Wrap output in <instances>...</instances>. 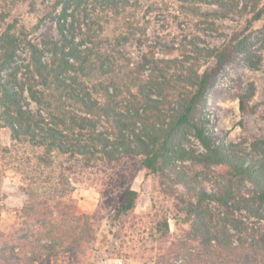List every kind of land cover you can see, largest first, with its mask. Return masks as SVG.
Returning a JSON list of instances; mask_svg holds the SVG:
<instances>
[{
	"label": "rangeland",
	"instance_id": "374dc122",
	"mask_svg": "<svg viewBox=\"0 0 264 264\" xmlns=\"http://www.w3.org/2000/svg\"><path fill=\"white\" fill-rule=\"evenodd\" d=\"M65 2L0 0V36L8 32L18 38L19 49L11 67L20 69L13 88L22 91V104L43 116L45 127L53 126L50 113L67 119L83 116L74 102L57 100L63 91L54 87L45 90L52 104L46 109L29 99L24 86V66L30 58L24 40L59 41L58 24ZM87 4L93 6V11L87 10V18L94 26L89 35L92 42L84 46L112 55L114 72L103 76L96 70L77 77L76 84L101 106L107 98L100 88L108 86L112 93L114 84L126 119L139 109L142 118L152 116L154 121L155 113L146 111L148 102L139 93L143 86L149 98L160 102L161 114L179 111L191 95L189 81L214 64L207 51L234 36L246 39V47L237 50L215 76L192 116L228 154L241 156L248 164L264 160V15L258 21L253 19L264 9V0H218L216 5L200 0H89ZM82 10L83 5L68 9L74 14L67 18L68 26L74 20V26L84 20ZM73 36V44H79L88 32L81 28ZM248 55L258 63L256 67L247 65ZM49 58L45 53L43 60ZM95 120L99 132L113 136L111 119ZM136 126L140 129L141 124ZM176 144L178 154L168 163H159L151 173L142 168V156L121 155L109 160L99 152L86 156L56 150L49 153L26 139L12 141L10 130L0 128V264H85L87 260L89 264H186V237L192 230L186 208L195 202V196L202 191L233 190L238 198H246L253 184L230 177L233 171L226 164L200 163L198 157L206 151L193 130L186 128ZM21 188L33 198L47 200V208L39 211L43 216L21 213L26 200ZM127 188L139 197L133 211L118 217ZM234 215L248 242L264 234V220L244 211ZM38 217L53 222L51 228H34ZM74 235L82 240L69 245L67 241ZM62 239L65 245L51 252L40 248L46 240ZM98 246L100 251H95ZM34 254L44 256L34 262Z\"/></svg>",
	"mask_w": 264,
	"mask_h": 264
},
{
	"label": "trees",
	"instance_id": "16d2710c",
	"mask_svg": "<svg viewBox=\"0 0 264 264\" xmlns=\"http://www.w3.org/2000/svg\"><path fill=\"white\" fill-rule=\"evenodd\" d=\"M87 2L89 3V0H66L61 22L58 24L61 35L59 41L41 40L39 43H32L24 40L30 53L29 62L24 66L27 71L24 86L29 99L38 107L49 109L52 104L47 101L45 90L54 87L63 91L57 100L61 101L65 98L74 102L81 107L83 116H72L67 119L50 113L53 126L45 127L47 124L43 116L33 113L28 104H22V91L13 88L20 67H11L16 56L15 52L19 49L18 38L6 32L0 36V128L10 130L12 141L26 139L32 146L43 147L49 153L56 150L64 155L86 156L99 152L109 160L117 159L121 155L142 156V168L151 173L157 171L159 163H168L171 156L178 154L180 151L176 144L178 136L186 128L193 130L195 138L206 151L199 155L200 163L226 164L233 171L230 172V177L250 181L253 189L248 190L246 198H238L233 190L202 191L195 196V202L190 203L186 208V217L192 221L190 236L186 237V264H250V261L257 263L260 261L262 262L260 264H264V234L253 236L251 242H248L241 236L245 230L239 228L240 222L234 215L244 211L249 217L264 220V160L260 159L256 162L251 160L248 164L241 156L228 154V149L215 144L192 116L197 105L204 100L215 76L227 62L231 61L237 50L246 47L247 40H237L234 36L221 47L207 51L214 64L201 74H195L189 81L192 92L180 106L179 111H173L168 116L161 114L160 102L149 98L143 86L139 93L148 102L146 111L155 113L154 121L151 122L152 116L142 118L139 109L132 111V115L126 119L120 112V102L117 101L119 93L114 84L112 93L109 92L108 86L100 88L107 98L106 104L102 106L91 97L90 93L80 89L76 84L77 77H87L96 70L103 76L114 72L111 61L115 58L112 55L102 53L100 50L92 52L91 48L84 46L92 42V36L89 35L94 26V23L87 18L89 15L87 10H92L93 6ZM200 3L216 5L218 0H200ZM74 5L76 9L83 5L82 12L85 18L77 23V26H74L75 20L68 26L67 18L74 14L67 11ZM263 15L264 9L258 10L254 15V21L260 20ZM81 28L86 29L88 36L79 44H73L74 32L80 31ZM69 34L71 38L67 37ZM80 46L84 47L80 49ZM45 53L50 54L46 62L43 60ZM245 61L250 67H256L258 64L250 55L246 56ZM241 106H243L242 100ZM95 117H104L105 121L112 120L115 129L113 136L97 130ZM167 117L168 121H166ZM138 122L141 124L140 129L136 126ZM21 189L26 196L21 213L33 212L43 216L44 213L39 211L47 206V200L35 195L33 198L25 188ZM138 197L139 194L135 190L125 189L117 216H124L133 211ZM216 209L220 211L216 212ZM39 217L34 221V228L42 231L48 230L49 226L51 228L53 222H47ZM81 240L74 235L67 243L75 245ZM193 242L197 243L195 247L189 244ZM65 243L63 239L62 241L46 240L40 248L51 252L55 247H63ZM95 251H100V247L98 246ZM43 256V254H34L31 259L39 262ZM89 263L87 260L85 264Z\"/></svg>",
	"mask_w": 264,
	"mask_h": 264
}]
</instances>
